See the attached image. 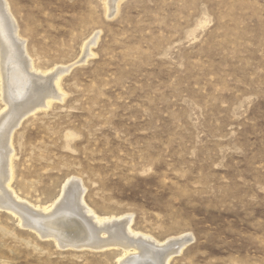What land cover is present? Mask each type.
I'll return each instance as SVG.
<instances>
[{
  "label": "rangeland",
  "instance_id": "1",
  "mask_svg": "<svg viewBox=\"0 0 264 264\" xmlns=\"http://www.w3.org/2000/svg\"><path fill=\"white\" fill-rule=\"evenodd\" d=\"M5 1L41 77L32 81L0 24L13 64L6 94L0 78V115L6 96L19 110L51 89L46 73L66 70L62 98L12 133L16 201L49 207L78 180L97 216L131 217L159 243L188 240L169 264H264V0ZM22 79L36 94L20 95ZM31 229L0 207V264H121L125 255L59 247Z\"/></svg>",
  "mask_w": 264,
  "mask_h": 264
},
{
  "label": "bare ground",
  "instance_id": "2",
  "mask_svg": "<svg viewBox=\"0 0 264 264\" xmlns=\"http://www.w3.org/2000/svg\"><path fill=\"white\" fill-rule=\"evenodd\" d=\"M6 2L7 1L5 0H0V24L4 26L7 39L6 41L14 48L16 55L24 65L23 67L25 71L32 73L30 76L32 81L36 80L38 82L39 79L33 76L35 75L34 73L37 75L38 70H35L32 61L29 59L28 54H26L27 51L25 44L24 42H21L18 37V33L15 28L16 25L15 22H13L14 19L12 20L8 4ZM110 7L113 8L114 6H109L107 8L110 9ZM6 41L4 39H0V78L4 83L2 84V94H6V87H8L6 86L7 84L5 79L6 67L9 68L10 65H13L12 62H10V65L7 63L9 54ZM93 42H96V39ZM90 46H92L91 42ZM65 71L66 70L59 71L58 74L53 75V78H50L47 73L44 75V78L48 77L50 79L49 83L51 85V89L49 91H39L40 89L36 91L34 84L30 82L31 80L22 79L23 81H19L22 84L19 83V86H16L17 89L20 86L21 89H24V93H20L21 96L24 97L25 95H30L35 91L38 93L36 98L32 101H27L24 98L25 102H21L23 104L19 110L14 109L13 112H11L9 107L11 108L13 106V102L6 96V103L8 105L6 106L8 110L2 112L0 115V122H2V120L7 116L6 120H10V125L7 131V137H5V155L0 169V207L17 211L18 214L21 215L24 226L33 228L40 235H42V237L54 238L59 247L64 248L68 246H77L79 248H93L100 250L106 248L110 249L112 247H121L125 252L124 258L120 261L121 264H169L172 255L177 254L179 251L181 252L185 242L188 240L185 241L186 239L184 240L183 237H177L166 242L159 243L136 233L131 227V217L122 216L121 218L97 216L84 203L82 197L85 189L82 185H80L78 180H70L64 187L61 197L58 198L53 205L42 209L36 208L37 210H35L34 207V209L30 207L31 205L28 206L25 203L19 202V200L16 201L17 198L14 196L15 194H13L12 190H10L11 182L13 180L12 133L31 112L33 113L43 108L47 109L52 105L54 99L62 98L60 80ZM37 76L41 77L40 74ZM18 78L20 79L21 77ZM9 112H11V114ZM73 195L75 197L71 201ZM73 202V206L76 211L75 216H72L69 213L71 209L70 204ZM23 207L35 215L34 221H31V219L25 215ZM186 237L188 236H185L184 238Z\"/></svg>",
  "mask_w": 264,
  "mask_h": 264
},
{
  "label": "water",
  "instance_id": "3",
  "mask_svg": "<svg viewBox=\"0 0 264 264\" xmlns=\"http://www.w3.org/2000/svg\"><path fill=\"white\" fill-rule=\"evenodd\" d=\"M27 228H29V227H27ZM43 238H47V237H43ZM68 247H69V246H68ZM70 247L79 248V247H77V246H70ZM64 248H66V247H64ZM89 249H91V248H89ZM92 250L100 251V249H92Z\"/></svg>",
  "mask_w": 264,
  "mask_h": 264
}]
</instances>
